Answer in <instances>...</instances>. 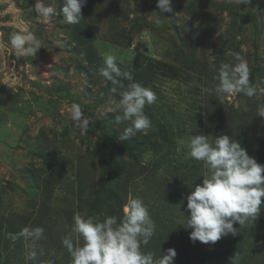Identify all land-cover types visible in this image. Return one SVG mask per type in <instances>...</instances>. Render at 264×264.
Returning <instances> with one entry per match:
<instances>
[{"label":"rangeland","instance_id":"obj_1","mask_svg":"<svg viewBox=\"0 0 264 264\" xmlns=\"http://www.w3.org/2000/svg\"><path fill=\"white\" fill-rule=\"evenodd\" d=\"M43 2L57 14L45 20L33 10L36 0H0V264H72L62 238L70 233L74 217L100 221L116 216L119 222V207L129 197L143 200L156 225L145 253L158 258L173 248V264H231L235 254L237 264H264V205L257 219L242 228L234 224L235 236L203 244L191 241L192 229L185 228L190 215L187 198L177 197L175 191L164 215L154 209V196L164 191L159 190L162 171L143 180L139 189L125 188L124 179L127 173H137L140 165L151 166L156 160L163 165L176 150L186 160L191 135L209 136L214 142L219 135L238 136L242 129L248 131L251 145L247 153L264 165V117L258 116V108L264 106V0L247 6L235 0H172L161 26L149 17L159 11L157 0H98L78 29L64 22L62 0ZM25 28L42 41L35 58L19 56L9 43L12 32ZM237 54L247 61L249 82L257 89L251 98L214 92L220 66L235 65ZM108 55L132 73L133 82L156 94V102L144 109L152 122L147 134L170 124L172 150L146 147L135 159L123 152L132 139L144 142L145 134L121 140L128 122L116 123L119 112L104 114L130 83L124 80V87L113 91L111 82L99 76ZM156 60L162 64L159 70ZM73 104L80 105L91 121L86 134L70 118ZM218 116L221 124L214 120ZM217 125H223L222 134ZM109 133V152L116 153L111 173L107 171L111 156L100 150ZM194 163L205 178L204 164ZM121 165V173L115 175ZM80 178L86 189L78 184ZM107 181L119 194L120 205L105 194L96 198ZM194 187H182V195L191 194ZM36 227L44 229L43 238L19 236L15 241L20 248L13 245L10 234ZM72 238L77 246L83 245L76 234ZM33 248L38 253L35 261L27 259Z\"/></svg>","mask_w":264,"mask_h":264},{"label":"clouds","instance_id":"obj_2","mask_svg":"<svg viewBox=\"0 0 264 264\" xmlns=\"http://www.w3.org/2000/svg\"><path fill=\"white\" fill-rule=\"evenodd\" d=\"M172 0H157L156 7L149 17L156 26L162 25L163 13L170 12ZM231 2V0H229ZM238 5H250L252 0H235ZM63 20L69 25L79 24L82 18V8L86 0H62ZM34 12L39 18L49 19L57 14L52 6L45 7L43 0H36ZM11 48L19 56L36 57L43 48L42 41L27 28L12 32L9 36ZM235 65L222 64L218 71L219 83L214 92L218 96L233 93H243L248 97L257 95V89L249 82L250 70L247 61L237 54ZM99 76L114 86L123 88V81L130 83L127 90L121 93L119 100L113 99L112 106L106 113H117V124L128 122L124 128L121 140L135 137L138 132L147 134L152 122L145 114V106L156 102L157 96L140 83L133 82L131 72L123 71L114 55L105 57L103 66L98 69ZM211 92V89H203ZM264 91V90H262ZM258 116L264 117V106L258 108ZM70 118L81 134H86L91 121L85 116L78 104L70 109ZM186 158L200 161L207 169V176L202 184H196L187 196V216L185 228H190V240L203 244H214L229 234L235 236L238 223L242 228L250 220L257 219L264 205V165L257 163L240 142L228 135L215 137L214 142L209 136L191 135L188 142ZM124 218L118 222L116 216H108L103 221L92 217L84 218L76 215L74 224L68 235L62 238V245L71 256L72 264H173L176 251L167 249L162 257L154 253L142 251V245H147L155 234L156 225L150 216L148 207L140 198L129 197L124 205ZM42 227L24 228L19 234H10L15 241L19 236L33 240L43 238ZM82 238L83 245L77 246L72 235ZM37 251L33 248L27 259L35 261ZM239 257L231 259V264H237ZM53 264V262H49Z\"/></svg>","mask_w":264,"mask_h":264},{"label":"trees","instance_id":"obj_3","mask_svg":"<svg viewBox=\"0 0 264 264\" xmlns=\"http://www.w3.org/2000/svg\"><path fill=\"white\" fill-rule=\"evenodd\" d=\"M98 3V0H86V4L84 5V7L82 8V18L85 20L86 19V15H89L91 11H93V9L96 7ZM91 10V11H90ZM82 19V20H83ZM81 20V21H82ZM80 26L79 24H75V28L78 29ZM74 27V25H73ZM77 31V30H76ZM157 64V70H159V68H161L162 64L159 61H155ZM154 67V66H153ZM215 122L218 124H221L222 120L221 117H216ZM168 123L166 124H162L160 125V132L159 130L156 131H152L150 133H148L147 135H145V137H141V139L144 140V142L140 143V139L135 138L132 139L131 142H127L126 146L123 147L124 151H127V154H129L131 157H133V159H135L136 154L140 151L143 150L146 147H150V149L154 150L155 152H160L162 151L165 147L166 148H170V150H172V146L173 143L170 141L171 139L168 138L169 132L167 131V129L173 130V127L170 126V124L167 126ZM221 127H223V125H217V131L222 134L223 130H220ZM169 129V130H170ZM114 130V129H113ZM113 130V137L114 138V134H116ZM236 130H239V127H237ZM250 131V130H249ZM240 132H242L241 134H239L238 136L233 137V139H236L237 141L241 142V144L244 146L245 150H250V144L248 142V140H246V134H247V130H241ZM111 133V132H110ZM109 134H106V138H104L102 141L105 144V148H101L98 146V143L96 144V150H97V154H98V148L105 153L106 156H111L110 161H109V168L107 169V171L109 173L112 172V170L114 169V167H116V163L115 160H113L114 156L116 155V153L113 151V153L109 152V142L111 139V136ZM230 136V135H229ZM102 140V139H101ZM243 142V143H242ZM111 143V142H110ZM175 144V143H174ZM103 146V145H102ZM118 150H123L120 148H117ZM183 154H179L178 151L176 150L175 152L171 153V156L173 158L168 159L167 161L164 162V164H160L159 160L154 161V163H151V166H147V165H140L141 169L137 172L134 173L133 175L130 173H127L125 175V188H140V183L143 182V180L148 179L150 176L151 177H156L157 176V172L162 171L163 172V177L161 179V184L159 185V190L163 191L161 192L162 194H160L159 192L156 193V195L154 196V200L155 203H157V206L154 208L155 210L157 209V213L160 215H164L163 209H166L167 206H171L172 202V198L176 196V192H177V197H183L185 198L184 201H186V198L188 195H190V193H187V195H182L183 193V189L182 187L185 189V187L187 186H195L196 184H202L204 175L201 173V168L198 166H194V164L196 165V163H194V159L189 160V158H187L186 160H184L182 158ZM160 158V156H159ZM123 165L120 166V170L115 171L116 174L115 175H119V172L121 173L122 171V167ZM172 183L171 189H174V192L171 194L169 191L170 188V184ZM81 186H84V189H86L85 184H83L81 178L80 181L78 183ZM106 184V185H104ZM103 184V188L102 190H100L99 192H97V196L96 198H99L101 196H106V198L108 197H113L116 200H118V204H121V200L119 197V194L114 191H111L110 189V183L107 181ZM143 187V185H142ZM141 187V188H142ZM167 189V191H166ZM176 191V192H175ZM80 194L84 195V191L80 192ZM86 190H85V195H86ZM170 198V199H169ZM163 200L166 201V204L163 203ZM85 202V201H84ZM98 201L93 202V206L96 205ZM182 202V201H181ZM123 202L119 207V213L122 214L121 215V219L124 218V212H123ZM263 206V205H262ZM183 207V206H182ZM262 210V207H261ZM72 216V214H71ZM264 218V217H263ZM104 220V219H103ZM100 220V221H103ZM161 220H165V219H161ZM170 220H168L167 222H169ZM262 227V225H258V228ZM13 245H17L19 248L21 246V243L18 244V241H15V243H13ZM5 248L8 251V249H10L8 242L5 243ZM17 248V247H16ZM145 245H142V250H144ZM5 250V251H6ZM148 250V249H147ZM0 257H2V255H0ZM7 259L4 260V262ZM183 264V263H181Z\"/></svg>","mask_w":264,"mask_h":264}]
</instances>
